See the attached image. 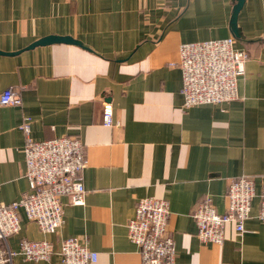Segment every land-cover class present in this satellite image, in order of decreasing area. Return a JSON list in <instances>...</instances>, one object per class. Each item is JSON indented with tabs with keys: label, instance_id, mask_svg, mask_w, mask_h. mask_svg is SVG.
I'll return each mask as SVG.
<instances>
[{
	"label": "crops",
	"instance_id": "1",
	"mask_svg": "<svg viewBox=\"0 0 264 264\" xmlns=\"http://www.w3.org/2000/svg\"><path fill=\"white\" fill-rule=\"evenodd\" d=\"M0 0V92L13 87L22 105H0V203L29 189L24 146L79 136L86 165L84 203L63 196V223L44 232L21 211L8 238L75 236L98 252L94 264H142L128 236L143 197L166 198L173 264H264V221L257 217L264 182V0ZM236 30V31H235ZM233 36L249 59L239 98L184 105L182 43ZM48 37L63 38L37 43ZM114 124L103 123V103ZM30 120L29 134L21 128ZM255 178L246 231L229 223L222 244L204 243L193 217L210 196L219 212L234 178ZM13 264H63L59 254Z\"/></svg>",
	"mask_w": 264,
	"mask_h": 264
},
{
	"label": "built area",
	"instance_id": "2",
	"mask_svg": "<svg viewBox=\"0 0 264 264\" xmlns=\"http://www.w3.org/2000/svg\"><path fill=\"white\" fill-rule=\"evenodd\" d=\"M234 43L235 38L228 36L180 45L179 61L173 64L181 69V90L186 107L239 98L238 79L245 73L249 53L235 47ZM0 105H22L18 90L8 87L0 92ZM103 123L114 124V108L110 101L103 103ZM21 128L29 134L28 117L24 118ZM24 154L29 189L19 200L0 203V264H13L19 253L34 261L49 260L52 255L59 254L63 264H94L98 252L75 236L63 239L59 248L45 239H23L18 250L10 247L8 238L21 229V211L29 220L36 221L42 231L55 232L64 220L62 197L67 196L71 204L79 205L84 203L86 192L82 171L87 161L79 136L34 140L27 135ZM258 195L257 217L264 221V182ZM256 196L255 178L242 175L228 184L225 212L217 210L210 196L201 200L193 213L198 238L204 243L222 244L229 223L234 224L238 233H244ZM169 219L166 198L150 196L138 200L135 217L128 223V236L139 246L142 264H173L176 247Z\"/></svg>",
	"mask_w": 264,
	"mask_h": 264
},
{
	"label": "water",
	"instance_id": "3",
	"mask_svg": "<svg viewBox=\"0 0 264 264\" xmlns=\"http://www.w3.org/2000/svg\"><path fill=\"white\" fill-rule=\"evenodd\" d=\"M244 3V0H239L238 1V4L236 5V11H235V16L237 15V12L240 10V8L242 7ZM236 31V30H235ZM60 40V39H63V38H58V37H48V38H44V39H41L39 40L37 43H46V42H49V41H52V40Z\"/></svg>",
	"mask_w": 264,
	"mask_h": 264
}]
</instances>
